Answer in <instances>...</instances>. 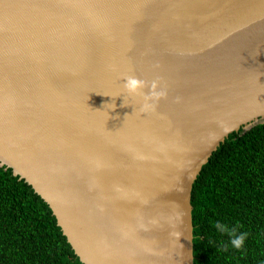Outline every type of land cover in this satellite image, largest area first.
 Wrapping results in <instances>:
<instances>
[{"label": "water", "instance_id": "obj_1", "mask_svg": "<svg viewBox=\"0 0 264 264\" xmlns=\"http://www.w3.org/2000/svg\"><path fill=\"white\" fill-rule=\"evenodd\" d=\"M126 74L161 79L154 111ZM259 124L264 0H0V167L82 264H193V183Z\"/></svg>", "mask_w": 264, "mask_h": 264}, {"label": "trees", "instance_id": "obj_2", "mask_svg": "<svg viewBox=\"0 0 264 264\" xmlns=\"http://www.w3.org/2000/svg\"><path fill=\"white\" fill-rule=\"evenodd\" d=\"M191 206L193 264H264V124L232 132L218 146L193 183ZM217 221L247 233L241 249L214 227ZM0 264H82L49 206L5 167Z\"/></svg>", "mask_w": 264, "mask_h": 264}, {"label": "clouds", "instance_id": "obj_3", "mask_svg": "<svg viewBox=\"0 0 264 264\" xmlns=\"http://www.w3.org/2000/svg\"><path fill=\"white\" fill-rule=\"evenodd\" d=\"M123 83L121 85V95L123 97V105H125V97L137 99L139 103V111L141 113H149L155 110L156 104L159 99L167 95L166 86L163 84L159 77L152 80H145L137 77L134 74H126L122 76ZM147 90V91H145ZM118 97V96H117ZM112 104V109L116 107L115 103ZM214 227L221 233H228L229 244L234 249H241L247 238L246 232H238L236 228L229 229L226 224L217 221ZM227 246H225L226 248Z\"/></svg>", "mask_w": 264, "mask_h": 264}]
</instances>
